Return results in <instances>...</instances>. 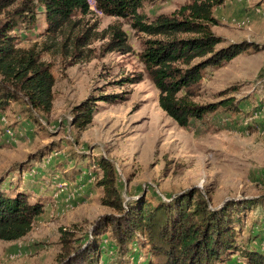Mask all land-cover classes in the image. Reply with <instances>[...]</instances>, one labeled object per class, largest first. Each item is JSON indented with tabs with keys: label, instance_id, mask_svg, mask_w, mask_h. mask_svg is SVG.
Segmentation results:
<instances>
[{
	"label": "rangeland",
	"instance_id": "1",
	"mask_svg": "<svg viewBox=\"0 0 264 264\" xmlns=\"http://www.w3.org/2000/svg\"><path fill=\"white\" fill-rule=\"evenodd\" d=\"M87 1L90 12L73 17L79 25L64 28L56 37L46 34L42 14L34 27L21 26L16 32L19 47L33 48L51 64L55 83L49 114L30 111L23 102L0 111L1 189L9 195L23 191L31 203L43 204L25 237L0 241V264H57L64 252V230L72 233L73 248L92 241L94 225L116 215L100 202L101 173L94 165L100 158L113 164L125 206L140 198L152 205L170 202L193 190L211 209L227 201H253L238 215L237 251L213 264H248L241 253L245 249L264 255V0H225L213 8L217 24L211 31L222 39L218 49L243 42L259 49L208 69L192 98L197 104L232 99L240 112L221 109L187 128L159 108L158 91L145 74L138 84L126 81L143 73L139 54L148 37L133 30L129 20L106 16L95 0ZM186 2H144L140 12L153 22L176 13ZM113 25L126 33L129 53L103 52ZM90 27L95 39L76 50L81 55L77 61L74 38ZM105 95L120 97L117 104L97 100ZM88 99L94 103L92 122L79 131L72 110ZM106 231L97 238L95 264L152 261L142 237L119 253Z\"/></svg>",
	"mask_w": 264,
	"mask_h": 264
},
{
	"label": "trees",
	"instance_id": "2",
	"mask_svg": "<svg viewBox=\"0 0 264 264\" xmlns=\"http://www.w3.org/2000/svg\"><path fill=\"white\" fill-rule=\"evenodd\" d=\"M16 1L0 0V17L3 16L0 20V111L4 112L12 103L23 102L30 111L49 114L55 83L51 64L43 62L41 54L33 48L19 47L16 32L21 26L34 27L37 15L42 14L46 34L56 37L64 28L78 26L79 21H73V17L87 15L90 6L87 0H22L9 11ZM153 1L160 0H95L102 14L129 20L133 30L148 37L139 54L143 73L134 74L127 83L138 84L145 74L158 91L159 108L181 128L221 109L233 114L240 112L239 103L232 99L208 104L192 100L208 69L222 68L241 54L251 52V48L255 47L254 52L259 49L246 42L217 48L222 39L211 31V26L217 24L213 8L225 0H187L176 13L147 22L140 11L144 2ZM39 8L43 10L41 13ZM91 28L74 38L77 61L81 55L76 50L95 39ZM108 31L104 53L131 51L121 26H109ZM119 97L105 95L97 100L117 104ZM92 101L88 99L72 110L73 126L79 131L92 122ZM94 165L101 173L97 183L102 189L101 205L116 215L105 216L94 225L92 241L85 247L73 248L72 233L61 231L64 252L57 264H95L97 238L104 230L109 232L119 253L126 252L130 243L142 237L152 256V261L146 264H213L237 251L238 215L243 206L252 205L253 201H227L220 208L211 209L198 190H193L170 202L152 205L140 198L125 206L116 186L113 164L100 158ZM1 183L0 241L13 242L31 231L35 219L43 212V204L31 203L23 191L9 195L1 189ZM241 253L248 264H264V255L258 251L245 249Z\"/></svg>",
	"mask_w": 264,
	"mask_h": 264
},
{
	"label": "built area",
	"instance_id": "3",
	"mask_svg": "<svg viewBox=\"0 0 264 264\" xmlns=\"http://www.w3.org/2000/svg\"><path fill=\"white\" fill-rule=\"evenodd\" d=\"M7 134H8L11 138L15 136L14 133H13L12 131H10V130H7Z\"/></svg>",
	"mask_w": 264,
	"mask_h": 264
}]
</instances>
